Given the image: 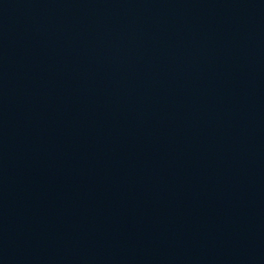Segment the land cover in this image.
Returning a JSON list of instances; mask_svg holds the SVG:
<instances>
[{
  "label": "water",
  "instance_id": "95a60500",
  "mask_svg": "<svg viewBox=\"0 0 264 264\" xmlns=\"http://www.w3.org/2000/svg\"><path fill=\"white\" fill-rule=\"evenodd\" d=\"M0 264H264V0H0Z\"/></svg>",
  "mask_w": 264,
  "mask_h": 264
}]
</instances>
